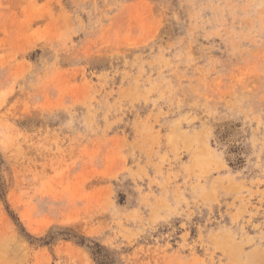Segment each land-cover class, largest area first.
Listing matches in <instances>:
<instances>
[{"label": "rangeland", "instance_id": "1", "mask_svg": "<svg viewBox=\"0 0 264 264\" xmlns=\"http://www.w3.org/2000/svg\"><path fill=\"white\" fill-rule=\"evenodd\" d=\"M93 242L264 264V0H0V264Z\"/></svg>", "mask_w": 264, "mask_h": 264}, {"label": "trees", "instance_id": "2", "mask_svg": "<svg viewBox=\"0 0 264 264\" xmlns=\"http://www.w3.org/2000/svg\"><path fill=\"white\" fill-rule=\"evenodd\" d=\"M82 244L84 243L81 242ZM92 246H88L92 258L96 264H120L117 262L116 258L108 249L98 243L93 242Z\"/></svg>", "mask_w": 264, "mask_h": 264}]
</instances>
